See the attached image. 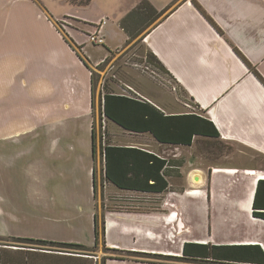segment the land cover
<instances>
[{"label": "crops", "instance_id": "crops-1", "mask_svg": "<svg viewBox=\"0 0 264 264\" xmlns=\"http://www.w3.org/2000/svg\"><path fill=\"white\" fill-rule=\"evenodd\" d=\"M141 1L160 16L133 22L129 35L121 22ZM102 22L105 45L87 47L83 33ZM135 39L169 73L180 92L174 98L143 77L137 89L111 73L110 52ZM255 73L264 80V0H0V143L25 138L39 156H53L43 168L57 181V206L78 194L86 204L74 244L94 246L100 200L98 246L129 255L103 264H176L185 244L257 245L264 253V220L252 216L264 180V85ZM105 94L138 97L164 116L195 114L230 150L205 163L192 150L208 138L174 146L124 130L105 117ZM134 115L143 126L147 117ZM90 124L91 151L85 139H61L63 129L87 138ZM106 147L164 159L168 190L128 192L106 182Z\"/></svg>", "mask_w": 264, "mask_h": 264}, {"label": "trees", "instance_id": "trees-1", "mask_svg": "<svg viewBox=\"0 0 264 264\" xmlns=\"http://www.w3.org/2000/svg\"><path fill=\"white\" fill-rule=\"evenodd\" d=\"M82 4V3H81ZM160 14L148 1H141L121 22V27L126 33L128 31L127 22H139L141 18H158ZM143 63L152 72L170 78L169 73L153 55L146 53ZM255 76L264 85V80L256 73ZM103 113L107 119L116 123L129 132H150L161 144L174 146H191L194 137L208 138L204 141L211 143V149L206 150L207 154L217 155L221 149H216L217 145L224 144L218 139V133L211 122L202 119L195 114L183 116H164L158 109L152 107L144 100L136 97L104 96ZM134 114L146 116L143 126L133 123L137 121ZM144 117H140L143 119ZM93 141V155L95 157V139ZM230 150V148H229ZM105 159V181L119 190L145 194H163L168 190V182L164 177L166 161L152 154L142 152L137 149L111 148L104 149ZM218 155H221L219 153ZM217 155V156H218ZM264 163V160H261ZM94 198L97 193L95 183V168L93 181ZM252 216L264 220V180L257 183L254 200L252 204ZM103 234V219L99 222L97 213L94 215V246L86 247L79 244L56 243L35 239L12 238L13 242L31 243L41 246H48L56 249H71L77 253L73 255H61L58 252L53 254L52 249L46 252L33 250L31 253H18L24 255L19 259L7 257V252L0 254V264H95L90 255L100 241ZM7 250V249H5ZM56 251V250H54ZM74 253V252H73ZM182 261L201 264H264V253L257 245L248 246H223L211 244H185L182 250ZM101 262V264H103Z\"/></svg>", "mask_w": 264, "mask_h": 264}, {"label": "rangeland", "instance_id": "rangeland-1", "mask_svg": "<svg viewBox=\"0 0 264 264\" xmlns=\"http://www.w3.org/2000/svg\"><path fill=\"white\" fill-rule=\"evenodd\" d=\"M142 22L143 20L135 22V26L139 27ZM131 26L132 23L127 22V27ZM83 37L87 47H92L87 34L83 33ZM129 41L130 44L127 43V48L114 50L108 55L107 63L112 67L111 73L118 74L119 78L137 89V79L143 77L171 99L174 98V93H180L178 87L169 78L158 73L152 74L153 77L149 74V71L145 69L147 65L143 63L146 55L143 46L138 39ZM173 88L175 91L172 90ZM78 130L81 131V129ZM90 130L91 124L88 127H83V131L88 133L86 138L84 134L76 131L69 134L66 129H63L61 139H85L88 141L91 151ZM22 139L0 143V211L3 214H0V254H4V251H6L7 257L13 256L15 259H19L24 255L16 254L19 252H17V249H23L20 251L21 253H27V251L31 253L33 250L37 253L40 251L46 252L47 249H52L53 254L58 252L62 255H73L77 252L71 249H56L31 243L13 242L12 238H19L74 244L73 242L77 241L80 236L75 224L78 223V219H81L82 208L80 209L79 206L82 205L86 209V204L81 203L80 198L82 196L80 194L74 195L71 201H65V206H57L52 191L57 181H49L53 176H48L47 171L43 168L53 156L48 155V151L39 156L37 144L26 143L27 139ZM208 149L217 151L213 150L211 143H207V141L202 144L196 142L192 151L199 154L200 158L206 163L212 162L214 157L211 153L207 154L206 150ZM216 149H221L217 152V155L219 153L224 155L228 153L229 147L227 145H224V147L223 145H217ZM90 187L92 188V181ZM80 189L82 191L84 188ZM89 200L93 209L92 193ZM96 204L98 206L97 215H100V200ZM56 212L66 216L67 220L59 218ZM76 213H78L77 218L70 219ZM58 219H60L59 222H65V224H59ZM68 222H71V224ZM89 254L82 256L94 257L95 260L92 261L97 264H101L102 259L114 257L115 255L129 256L109 252L101 245ZM172 262L176 264H201L182 260H172Z\"/></svg>", "mask_w": 264, "mask_h": 264}, {"label": "built area", "instance_id": "built-area-1", "mask_svg": "<svg viewBox=\"0 0 264 264\" xmlns=\"http://www.w3.org/2000/svg\"><path fill=\"white\" fill-rule=\"evenodd\" d=\"M103 24L104 22L100 23L95 27H92L93 30L87 33L89 42L94 46H104L106 43L104 37L100 35V31H99V28H101ZM128 97H134V96L129 95Z\"/></svg>", "mask_w": 264, "mask_h": 264}]
</instances>
